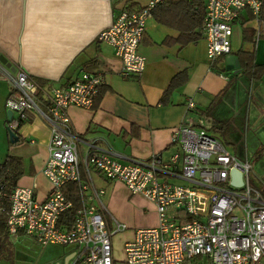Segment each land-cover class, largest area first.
<instances>
[{
	"label": "crops",
	"instance_id": "0c3cea01",
	"mask_svg": "<svg viewBox=\"0 0 264 264\" xmlns=\"http://www.w3.org/2000/svg\"><path fill=\"white\" fill-rule=\"evenodd\" d=\"M146 1L0 0V61L4 59L12 68L23 69L45 89L68 84L85 70L103 75L104 83L91 108L67 107L71 125L83 139L78 145L80 159L88 151L87 142L120 162L147 160L151 154H157L162 163L170 162L180 152L178 144L171 140L172 130L190 121L219 138L226 147L225 141L231 144L233 149L227 148L239 157L250 160L249 147L254 155H264V75L252 80L239 67L227 69L226 56L232 53L210 61L203 30L193 27L198 18L188 17L196 16V8L185 7L178 0H161L147 18L138 46L145 59L144 69L139 74H122L121 59L110 44L97 39V34L119 12L141 8ZM197 2L205 12L206 0ZM232 25L231 51L252 52L254 63L264 64L261 15L256 18L243 8ZM198 31L200 35L192 39L191 33ZM235 35L237 45L233 43ZM178 75L181 80L174 82ZM9 92L8 84L4 94ZM188 100L194 102L193 108L187 107ZM17 132L19 140L14 144L7 142L5 154L21 161V174L14 186H33L36 198L44 200L51 185L42 173L49 125L30 113ZM250 162L253 174L256 165ZM181 165L178 155L169 167L170 172L158 173L159 179L190 184L180 175ZM91 178L95 188L103 190L100 198L108 212L128 224L118 234L131 229L126 240L133 237L137 228L156 224L155 204L141 193H130L122 181L107 178L93 169ZM255 181L260 185L264 175ZM63 192L73 202L61 223L69 225L76 209L83 204L82 195L89 191L81 193L76 182H69L63 186ZM136 216L141 224L133 229ZM24 236L28 235L22 231L8 234L3 223L0 264H14L6 260L11 258L8 248L12 247L11 243L17 245ZM47 245L60 248L52 258L57 264H75L72 263L75 245Z\"/></svg>",
	"mask_w": 264,
	"mask_h": 264
},
{
	"label": "built area",
	"instance_id": "2783aa9c",
	"mask_svg": "<svg viewBox=\"0 0 264 264\" xmlns=\"http://www.w3.org/2000/svg\"><path fill=\"white\" fill-rule=\"evenodd\" d=\"M161 0H147L138 9H124L97 34L121 59L123 75L139 74L145 66L138 46L146 20ZM264 0H206L203 35L210 61L231 51L233 21L247 8L259 18ZM0 78L10 86L5 109H11L9 128L17 131L30 113L40 116L50 128L47 156L42 168L50 188L38 200L33 186L16 185L8 195L5 229L22 231L41 245H75L72 263L115 264L112 236L128 224L110 214L95 188L91 171L122 181L130 193H141L155 204L156 224L137 228L123 243L124 264H264V182L253 183L252 164L231 152L223 142L191 121L173 128L171 140L179 146L170 162L157 154L147 160L120 162L92 143L83 158L78 145L82 137L73 129L67 107L91 108L104 83L100 72L85 70L63 86L45 89L23 69L13 71L0 61ZM187 107L194 102L188 100ZM181 155L180 175L190 184L160 180L158 173ZM241 176L233 185L231 171ZM83 174V177H82ZM76 182L83 204L69 225L62 215L73 202L63 186ZM185 216L186 218H183Z\"/></svg>",
	"mask_w": 264,
	"mask_h": 264
},
{
	"label": "rangeland",
	"instance_id": "374dc122",
	"mask_svg": "<svg viewBox=\"0 0 264 264\" xmlns=\"http://www.w3.org/2000/svg\"><path fill=\"white\" fill-rule=\"evenodd\" d=\"M238 38L233 36V43L234 45H237ZM245 45V44H243ZM8 87V83L4 79H0V159L6 154L8 143L6 139V131H5V125H4V119H5V111L3 109V103H4V97L7 94H4V89ZM227 147L229 149H233L231 144L226 143ZM249 151V158L250 160L256 165L254 167V171L252 175L253 180L255 181L260 177V175H264V155L260 156L254 155L253 149L251 147L248 148ZM256 182V181H255ZM254 183V182H253ZM137 220L136 222L133 221L132 228L138 227V225L141 224V220L138 216H136ZM132 222V220H131ZM131 229L123 231L121 233H117L113 235L112 238V245H113V257L115 259V264H124V251H123V243L126 240V238L129 237V232ZM9 240L12 242V238H9ZM14 241H17L15 238ZM12 247L8 248L9 254L11 255V258L6 259L8 263L14 262V264H57L55 261V258L52 259L57 253H59L60 248L55 246H49V245H41L33 240L32 237L24 236L22 239H19L17 242V245L14 246L13 243H11ZM16 247V249H15ZM12 261H11V260ZM6 262V263H7Z\"/></svg>",
	"mask_w": 264,
	"mask_h": 264
},
{
	"label": "trees",
	"instance_id": "16d2710c",
	"mask_svg": "<svg viewBox=\"0 0 264 264\" xmlns=\"http://www.w3.org/2000/svg\"><path fill=\"white\" fill-rule=\"evenodd\" d=\"M183 3L185 7H190L191 9L196 8V16H188L191 20L197 19L198 22L193 24L195 26L200 27V31L203 27V13L199 8V4L197 1L199 0H178ZM155 8H153L154 10ZM152 10V12H153ZM261 19L264 21V6L261 9ZM192 39H195L200 35V32H192ZM230 53L234 54L235 58L238 61V67L243 72V74L248 75L252 80L261 79L262 75H264V64H255L253 60V53L244 50H236L230 51ZM181 80V75L174 77V82H178ZM173 82V81H172ZM222 127V126H221ZM9 144L10 142L7 141ZM21 161L19 158L11 157L5 155L0 160V230H2L3 223L5 222V212L9 206L8 195L12 190V187L15 185L17 178L21 174L20 170ZM64 216V214L62 215ZM63 219V217H62ZM63 222V221H61ZM65 223V222H64Z\"/></svg>",
	"mask_w": 264,
	"mask_h": 264
},
{
	"label": "water",
	"instance_id": "95a60500",
	"mask_svg": "<svg viewBox=\"0 0 264 264\" xmlns=\"http://www.w3.org/2000/svg\"><path fill=\"white\" fill-rule=\"evenodd\" d=\"M1 62L4 63L6 66H8L12 71L14 70V68H12L8 63H6L4 59H1ZM234 67H238V61L233 54H229L226 56V68L232 69ZM5 113H6V120L4 122V125H5L6 136L8 138V141L11 144H14L19 140L18 132L12 130L7 125V122H10L12 120L13 112L11 109H6ZM231 174L235 177L232 184L240 185L242 182L240 174L235 170H232Z\"/></svg>",
	"mask_w": 264,
	"mask_h": 264
}]
</instances>
